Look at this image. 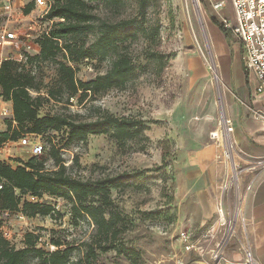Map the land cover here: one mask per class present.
<instances>
[{
  "label": "rangeland",
  "instance_id": "rangeland-1",
  "mask_svg": "<svg viewBox=\"0 0 264 264\" xmlns=\"http://www.w3.org/2000/svg\"><path fill=\"white\" fill-rule=\"evenodd\" d=\"M90 7L103 18L111 17L102 5L91 3ZM198 8L202 21L194 0H158L157 8L151 12L160 24L157 45L153 47L139 38L127 46L137 77L122 89L91 95L80 105L79 96L71 98L67 104L65 90L60 102L49 98L48 92L59 91L55 63L32 61L23 67L33 75L34 84L39 87L38 92L30 95L43 98L39 117L76 115L86 119L98 108L117 117L140 119L146 125L142 138L123 143L101 134L88 135L82 141L67 144L65 129L50 131L40 138L43 152L36 158L47 170H55L58 158L66 166L67 173L80 179L143 171L142 178L129 180L124 189L110 191L113 208L124 219V243L139 252L140 264H213L211 255L222 235L218 229L215 238H203L205 232L211 227L217 228L218 223L215 216L202 223L201 210L188 194V155L208 144L215 145L210 139L213 131L229 129L222 124V111L234 130L236 124L228 116L224 102L227 90L219 76L231 85L243 83L242 62L238 47L232 46L229 60L227 56L221 58L224 71L218 69L217 72L216 42L209 30L210 24L215 25L213 12L204 2H200ZM130 9H135L134 2ZM130 13L131 10H127L125 15ZM18 19L24 25L32 22L26 16ZM148 49L172 57L160 74H155L153 62L145 59ZM7 52L11 53L12 49H5V54ZM37 52L36 47L32 55ZM213 64L218 79L212 70ZM108 68L106 61L83 60L75 68V78L88 82ZM229 135L233 140V132ZM8 149L3 158L12 167L30 158L26 149L16 146ZM218 149L219 160L224 162L222 147ZM54 151H57L55 158L51 156ZM236 154L239 152L234 144L235 161L238 160ZM41 203L51 205L55 212L46 217L25 219L0 213V233L15 249L24 247L26 234L33 235L30 241L44 250L51 249L52 241L62 243V248L69 244L77 248L72 253V258H76L84 250L82 243L90 240L93 227L83 220H73L71 204L61 197L46 195ZM236 232L237 236H242L240 223ZM183 235L189 236L187 240ZM234 242L232 239L225 251ZM190 245L193 248L186 250ZM233 260H237L236 257ZM95 264L129 262L115 251H108L99 254Z\"/></svg>",
  "mask_w": 264,
  "mask_h": 264
},
{
  "label": "trees",
  "instance_id": "trees-1",
  "mask_svg": "<svg viewBox=\"0 0 264 264\" xmlns=\"http://www.w3.org/2000/svg\"><path fill=\"white\" fill-rule=\"evenodd\" d=\"M132 2L134 10L130 9ZM91 3L102 5L111 17L96 14ZM157 6L158 0H51L47 18L53 23L47 34L34 39L37 54L26 55L24 62L5 61L0 69V96L11 102L16 123L13 129L7 123L0 133V143L16 141L23 134L41 138L50 131L62 129L66 130L67 144L82 141L88 135H109L118 143L142 138L147 129L142 120L117 117L98 108L86 119L76 115L39 117L43 98L30 95L38 92L39 87L34 84L33 75L23 67L32 61L57 65L59 91L48 92L49 98L56 102H60L63 90L67 94V104L71 98L79 96L80 105L91 95L122 89L137 77L127 46L139 38L153 47L157 45L160 24L151 16ZM31 8L32 5H28L23 13L28 14ZM127 10L132 13L125 15ZM219 28L227 38L222 27ZM171 58L151 49L145 53L146 61L155 66V74H160ZM88 59L106 61L109 68L94 79L82 82L75 78V68ZM56 155L57 151L51 154L53 158ZM36 158L30 157L15 167L6 161L0 162V181H3L0 213L21 214L25 218L46 217L55 209L43 205L42 197H61L71 204L73 220H83L93 227L91 238L82 243L81 254L72 258L77 248L69 244L62 248V243L52 241L50 247L54 249L44 250L30 241L33 235L26 234L24 247L15 249L0 233V264H95L98 255L108 251H115L129 264H140L139 252L124 243V219L114 210L110 191L124 189L129 180L142 178L143 171L80 179L67 173L66 166L58 158L55 159V170L44 169ZM28 197H34L36 201L31 202Z\"/></svg>",
  "mask_w": 264,
  "mask_h": 264
},
{
  "label": "built area",
  "instance_id": "built-area-1",
  "mask_svg": "<svg viewBox=\"0 0 264 264\" xmlns=\"http://www.w3.org/2000/svg\"><path fill=\"white\" fill-rule=\"evenodd\" d=\"M199 6L200 2L206 3L213 12L214 19L220 24L222 29L229 33L238 43L241 51V61L244 76L252 85V93L255 97L264 100V0H194ZM32 5L28 14H24V9ZM51 7V0H0V69L5 61L24 62L26 55H31L37 47L34 39L41 34H47L53 20L47 15ZM230 8L231 16L224 14V10ZM28 17L32 22L24 25L19 21V17ZM17 17V18H16ZM62 21V20H61ZM33 24V25H31ZM12 49L11 53L5 54V49ZM38 49V48H37ZM17 53V55H15ZM217 78V75L215 73ZM218 79V78H217ZM241 104L248 109L252 117L264 121V108H253L245 103ZM7 123L11 128L16 127L13 120L12 105L10 101H5L0 96V133L5 130ZM223 125L229 127V134L233 132L230 123L223 118ZM225 132V131H224ZM221 128L211 133L210 139L217 147H222L224 157L225 172L221 184L218 187V195L215 200V209L212 217H216L218 227L209 228L203 238L213 239L216 230L222 231L221 239L216 243L212 252L211 260L213 264L225 261V247L236 237V227L240 223L245 228V217L243 213V203L252 192V181H246L242 188L241 178L243 174L256 175L264 171V158L246 160L243 157L233 155L234 141L230 139L231 157L226 155L229 152L223 140ZM16 146L26 149L30 157L42 155L43 145L40 137L23 134L16 141H6L0 143V162L4 161L3 154L9 151L8 148ZM3 181H0V190ZM28 200L35 202L34 197ZM5 215H8L5 213ZM17 217L25 219L21 214ZM184 240L189 236L183 235ZM193 248L187 246L186 250ZM54 248L51 247L50 250ZM243 253V264H257L252 256L250 246L247 242L241 247Z\"/></svg>",
  "mask_w": 264,
  "mask_h": 264
},
{
  "label": "crops",
  "instance_id": "crops-1",
  "mask_svg": "<svg viewBox=\"0 0 264 264\" xmlns=\"http://www.w3.org/2000/svg\"><path fill=\"white\" fill-rule=\"evenodd\" d=\"M224 14L231 16L229 7L224 10ZM212 22L221 27L214 19V15H212ZM215 25L210 24L209 30L215 37L216 42L218 55L216 58L217 72L218 69H221L222 72L225 68L222 65L223 61L221 58L227 56L229 60L232 46H237L240 54L241 51L234 38L224 31L227 34V38H225L223 32L218 30ZM241 76L244 82L236 85L224 82L219 76L227 90V93L224 94L227 114L236 124L233 130V141L238 147V155L244 159L264 158V121L254 119L248 109L241 104L242 102L253 108H264V100L253 95L252 85L248 83L244 76L243 67ZM232 96L240 104V107H238ZM218 148L213 144H208L190 152L188 155V171L186 174L188 194L191 197L193 196L201 210L202 223L208 222L213 216L218 187L225 172L224 163L218 157ZM252 178V192L243 203L246 223L242 236H237L236 234L234 244L224 251L225 261L217 264H243L241 247L245 242L249 244L256 263L264 264V171L258 172L254 176L253 174H243L241 178L242 188L246 181ZM233 257H236L237 260L234 261Z\"/></svg>",
  "mask_w": 264,
  "mask_h": 264
},
{
  "label": "bare ground",
  "instance_id": "bare-ground-1",
  "mask_svg": "<svg viewBox=\"0 0 264 264\" xmlns=\"http://www.w3.org/2000/svg\"><path fill=\"white\" fill-rule=\"evenodd\" d=\"M200 21H202V19H200ZM214 75V74H213ZM218 78V77H217ZM218 81V80H217ZM222 113V124H223V117H224V114H223V111L221 112ZM233 130V129H232ZM229 133V130H226V132H223L222 136H223V140L224 142L226 143V147L228 149L229 152H226V155L231 157L232 153L230 152L231 151V147H230V139H231V136L228 135Z\"/></svg>",
  "mask_w": 264,
  "mask_h": 264
},
{
  "label": "water",
  "instance_id": "water-1",
  "mask_svg": "<svg viewBox=\"0 0 264 264\" xmlns=\"http://www.w3.org/2000/svg\"><path fill=\"white\" fill-rule=\"evenodd\" d=\"M195 6H196L197 13H198V15H199V19H200V13H199L200 11H199L198 5H197L196 3H195ZM214 69H215V64L212 65V70H213V72L215 73V70H214ZM220 103H221V102H220ZM221 109H222V107H221ZM222 110H223V109H222Z\"/></svg>",
  "mask_w": 264,
  "mask_h": 264
}]
</instances>
